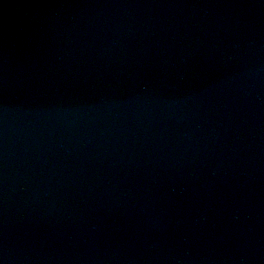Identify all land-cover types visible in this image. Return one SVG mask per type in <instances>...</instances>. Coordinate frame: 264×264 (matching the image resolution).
I'll return each instance as SVG.
<instances>
[{"label": "water", "instance_id": "1", "mask_svg": "<svg viewBox=\"0 0 264 264\" xmlns=\"http://www.w3.org/2000/svg\"><path fill=\"white\" fill-rule=\"evenodd\" d=\"M0 264H264V0H0Z\"/></svg>", "mask_w": 264, "mask_h": 264}]
</instances>
